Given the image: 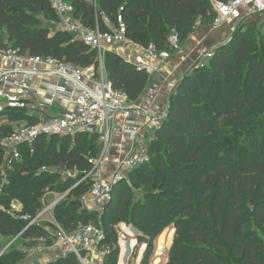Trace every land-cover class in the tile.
Returning <instances> with one entry per match:
<instances>
[{"label": "trees", "instance_id": "obj_1", "mask_svg": "<svg viewBox=\"0 0 264 264\" xmlns=\"http://www.w3.org/2000/svg\"><path fill=\"white\" fill-rule=\"evenodd\" d=\"M71 1L76 18L92 28L98 22L102 31L109 29L100 12L116 23L121 11L128 37L159 50L168 48L173 31L180 40L188 39L198 26L211 27L217 18L210 0ZM41 17L57 26L48 0H0V47L11 45L81 68L97 65V51L72 35L54 32ZM105 68L114 89L130 100H139L147 91L149 75L115 53H106ZM11 132V127L2 128L0 140ZM98 152L97 137L87 134L40 137L34 154L22 148L18 161L6 158L0 146V234L5 240L0 239V253L17 236L30 241L48 235L45 225L26 230L28 222L13 218L9 210L14 201L33 219L42 210L47 189L67 191L75 182L43 168L87 173L92 167L88 157ZM150 154L151 162L132 173L131 185L115 186L106 207L101 223L114 249L104 264H119L122 225L135 227L137 238L129 232L147 247L141 264L150 263L158 238L152 264L167 257L168 264H264L257 231L264 227V20L241 23L211 58L180 79ZM89 186L87 182L73 190L74 199L54 211L68 233L98 223L97 214L83 209L77 199ZM133 190L139 196L134 197ZM169 228L175 230L171 245L170 234H163ZM26 257L25 251L15 250L0 261L12 264ZM50 264L80 263L71 253Z\"/></svg>", "mask_w": 264, "mask_h": 264}, {"label": "built area", "instance_id": "obj_2", "mask_svg": "<svg viewBox=\"0 0 264 264\" xmlns=\"http://www.w3.org/2000/svg\"><path fill=\"white\" fill-rule=\"evenodd\" d=\"M210 1L217 14L215 27L264 20V0H230L226 4ZM48 2L57 15L58 29L97 51V65L81 68L53 57L23 53L11 45L0 47V130L12 129L0 140V146L6 158L18 161L22 148L34 154L40 137L75 138L87 134L97 137L99 152L95 157H88L92 167L87 173L76 168H43L45 172H59L64 181L75 182L67 191L47 189L45 194H53L54 198L48 205L43 203L37 217L24 215L23 205L18 201L11 204L9 212L13 218L28 222L26 230L42 225V219L48 218L51 228L46 227L48 235L32 240L37 246L25 251L29 258L38 257L37 264H50L71 253L80 264H104L106 256L114 249L106 242L101 223L106 207L113 199L115 186L122 182L131 185L132 173L151 162L150 146L169 108L168 103L165 111H157L146 98L132 101L125 93L114 89L106 72L105 55L115 53L151 79L161 75L171 96L180 81L176 80L179 65H174L173 59L182 53L181 40L173 31L166 50H159L153 43L143 47L128 37L121 11L116 23L100 12L109 29L102 31L98 22L92 28L76 18L71 0ZM231 31L234 33L236 28ZM215 49L204 53L206 60ZM87 182L90 183L87 192L77 199L83 209L97 214L98 223L83 225L68 233L56 220L54 211L59 204L74 199L73 190ZM120 235L119 230V238Z\"/></svg>", "mask_w": 264, "mask_h": 264}, {"label": "rangeland", "instance_id": "obj_3", "mask_svg": "<svg viewBox=\"0 0 264 264\" xmlns=\"http://www.w3.org/2000/svg\"><path fill=\"white\" fill-rule=\"evenodd\" d=\"M42 19V22L44 25H46L47 27H50L51 29H53L54 32H58L59 29L57 26L51 24V23H46L43 18L41 17ZM241 23H237V27H235L236 29L238 28V26H240ZM260 26V25H259ZM215 27V24L211 27H206V28H201V27H197L194 32L188 37V39H182L181 41V47H182V53L177 57L179 58L180 57V60L181 58H183L181 61H189L188 63V66L187 68H184L183 67H180L179 68V72L177 74V77H176V80H180L181 78H183L186 74H188L197 64L199 63H202V62H205L206 58H205V52L206 51H209L211 49H214V48H210V49H199V44L197 42H195L197 40V36L198 37H201L202 35H207V33H203L201 30H209V32L211 31V29H213ZM234 28V27H233ZM232 33V31L229 29L228 31V36ZM204 36V37H205ZM227 37V36H226ZM225 37V38H226ZM216 48V47H215ZM176 76V75H175ZM160 75H157L155 77H153L151 80H150V83H149V86H148V89L147 91L143 94V96L141 98H146V99H150L149 97V92L151 91V89L154 87V79H161L159 78ZM166 89H167V84H166ZM167 98V97H166ZM162 108L159 109L160 111H165L167 109V106H168V98L167 100L165 99V102L161 104ZM158 110V107H157V111ZM53 192V191H52ZM133 195L134 197H137L139 196V191H136V190H133ZM54 198V195L53 194H44L43 197H42V202L45 203V204H49L51 203L52 199ZM42 225H45L46 227L50 228V224H49V220L48 218H43L42 219ZM122 228L119 229L121 234L124 233L126 236H128L130 239H131V246H132V254L128 260V264H141L142 262V259H143V256H144V253L146 252V249L147 247L145 245H141L137 240V236H133L131 232H129V226H126V225H122L121 226ZM51 230V228H50ZM257 231H258V237L260 239V241L263 243L264 245V227H257ZM167 234L169 233L170 234V237H171V242H170V245L172 244L173 242V238H174V235H175V230L173 228H169L167 229L166 231L163 232ZM0 239L2 241H5L3 236L0 234ZM159 239V238H158ZM158 239L154 242V253H153V256L152 258L150 259V263L149 264H152V261L155 257V252H156V242L158 241ZM56 242H52V244H55ZM35 246H37L36 243H34L32 240L29 241V240H25L24 238H22L21 236H17L16 238L10 240L9 242L6 243V245L4 246V249L1 251V255H5V254H9V253H12L13 251L15 250H23V251H30V249L34 248ZM119 251H120V260H119V264H125L123 259H124V256H125V253H126V247H125V243L120 240L119 241ZM37 259L38 257H34L33 258H29V257H26L25 259L23 260H16L15 262H13L12 264H37ZM168 261H169V257H167L166 261L164 263H160V264H168ZM1 262V261H0ZM39 264V263H38ZM127 264V263H126Z\"/></svg>", "mask_w": 264, "mask_h": 264}, {"label": "crops", "instance_id": "obj_4", "mask_svg": "<svg viewBox=\"0 0 264 264\" xmlns=\"http://www.w3.org/2000/svg\"><path fill=\"white\" fill-rule=\"evenodd\" d=\"M233 27H237V23L236 22H232L229 24H224L218 27H214L213 29H211V31L209 32V30H201L203 33H207V35H202L201 37H196L197 40L195 42H197L199 44V49H210V48H217L220 44L227 42L232 34L230 36H228V31L229 29L231 30V28ZM205 36V37H204ZM227 36V37H226ZM226 37V38H225ZM178 56H175L173 59V64L174 65H179L180 67L187 68L189 61H181L183 58L180 57L177 58ZM178 68V70H179ZM179 72V71H178ZM155 77V76H154ZM162 76L160 75L159 78H161ZM154 87L151 89V91L149 92V97L150 99H146L147 102L149 104H151L152 108H154L155 110L161 109L162 107V103L165 102V99L167 100L168 98V103H169V93L168 90L166 89V83L164 81V78L162 77L161 79H154ZM167 97V98H166ZM147 98V97H146Z\"/></svg>", "mask_w": 264, "mask_h": 264}, {"label": "water", "instance_id": "obj_5", "mask_svg": "<svg viewBox=\"0 0 264 264\" xmlns=\"http://www.w3.org/2000/svg\"><path fill=\"white\" fill-rule=\"evenodd\" d=\"M131 232L137 236L138 235V230L135 228V227H131ZM120 239L125 243V247H126V253H125V256H124V263H128V260L132 254V246H131V240L128 236H126L124 233H122L120 235ZM162 250V249H161ZM165 252H168L169 250L168 249H163ZM162 250V251H163ZM0 264H3L2 262H0Z\"/></svg>", "mask_w": 264, "mask_h": 264}]
</instances>
